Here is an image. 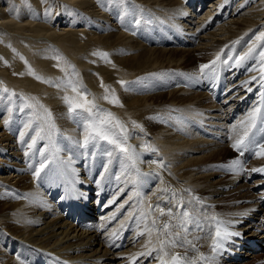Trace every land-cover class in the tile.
Returning <instances> with one entry per match:
<instances>
[{
  "label": "bare ground",
  "instance_id": "obj_1",
  "mask_svg": "<svg viewBox=\"0 0 264 264\" xmlns=\"http://www.w3.org/2000/svg\"><path fill=\"white\" fill-rule=\"evenodd\" d=\"M46 1L0 8V89L17 93L10 102L0 91V264H35L36 249L56 264H162L155 251L142 255L168 239L152 221L177 225L191 199V244L166 247L164 261L179 253L194 264H264V171H254L264 168V140L244 148L247 163L232 151L264 98V0ZM81 85L100 118L113 113L126 127L133 161L105 141L84 145L88 133L64 101L78 97L75 86L83 103ZM24 97L37 108L19 111ZM45 108L75 129L42 123ZM11 159L17 168L5 166ZM218 222L240 234L226 240L235 259L211 248Z\"/></svg>",
  "mask_w": 264,
  "mask_h": 264
},
{
  "label": "snow or ice",
  "instance_id": "obj_2",
  "mask_svg": "<svg viewBox=\"0 0 264 264\" xmlns=\"http://www.w3.org/2000/svg\"><path fill=\"white\" fill-rule=\"evenodd\" d=\"M262 37H264V33L261 34ZM251 52V49L249 50ZM96 53H94L95 55ZM104 56H107V53H103ZM261 56L264 57V52L261 53ZM59 59V57H57ZM219 59V56L217 57ZM245 59V57H239L237 59V64H239L240 61ZM215 61L212 62L214 64ZM74 68V66H72ZM210 65H201V69L209 68ZM34 74V72H33ZM38 79H42V77H37ZM255 79V77H253ZM71 84V81H69ZM121 85L125 84V81H120ZM103 86V83H102ZM81 87L84 89V95L81 97L83 99V103L78 102V97L80 96L78 89L73 86L72 91L76 92L78 94V97H69L65 96L64 101L68 105V112L71 116L77 119V123L81 124V126L84 128V130L88 133L84 138V145L93 144L95 146L96 143L100 141H105L110 145H113V151H119L121 154L125 155L130 161H133L135 159L136 153L135 149L132 146H125L127 142V135L126 133V127L123 125L121 121L118 120L114 116L113 113L108 112L107 118H100L99 113L101 109L98 105L95 103V99L88 100L87 95L89 94L86 86L81 85ZM5 94H8L5 96V99H9L11 102L12 97H16L17 93L14 91H10L8 88L4 87L3 89H0ZM251 91V89H249ZM104 99H110L109 96H105ZM24 107L18 108L19 111H23L24 108L33 109L35 110L38 106V102L33 103L29 102L28 97H24ZM113 103H118V97L112 98ZM261 105H264V98L261 99ZM40 107H43L42 105ZM95 109V111H94ZM45 115L44 119L46 122L49 123L50 128H55L54 120L52 117V113L48 109H44ZM259 117H264V112H262L261 107H256L252 112L248 114V117L246 118V121L242 122L241 127L245 129L243 135L233 143L232 147L236 149L238 152L242 151L245 147L248 146L249 141L251 140V137L249 133L252 132L253 129L257 128V120ZM8 121H5V124H7ZM28 125H26L27 127ZM264 127V125H262ZM43 131V129H41ZM37 138L39 137V134H37V137H34L32 139V145H35L37 142ZM262 140H264V137H262ZM30 145V147L32 146ZM260 149V155H264V143H259L257 145ZM111 155V153H109ZM233 164H238L239 161H233ZM44 167V165H41V169ZM254 171H264V168L261 169H254ZM37 176L40 174V170H37L35 173ZM190 191V190H186ZM180 206V205H178ZM158 207V206H157ZM161 216L168 215L172 216L171 209L167 213H165L163 210H160ZM191 216L188 211H184L181 214L180 222L177 225H172L171 222H165L162 225H158L156 220L152 221L153 228H157L161 235H167L168 239L166 240H159V248H153L148 249L145 253H142V255H151L153 251H155L158 255V258L161 259L162 264H194L193 261L189 260L186 256L182 257L179 253L174 254L171 256L170 261H164L162 257L159 256L160 253H163V256L169 255L167 251H165V248H175L178 245L185 246L188 244H191V241L187 240V234H188V228L187 225L189 223H192ZM172 227H180L184 230V235L181 236L179 232L173 234L171 232ZM151 235V233H149ZM232 235H240L239 233H231L228 232L226 229L221 230L219 227V222L216 230V237L217 239L213 241V251H217L219 248L222 247L223 241L226 240L228 237ZM193 248H195V245H192ZM203 259V257H201Z\"/></svg>",
  "mask_w": 264,
  "mask_h": 264
},
{
  "label": "rangeland",
  "instance_id": "obj_3",
  "mask_svg": "<svg viewBox=\"0 0 264 264\" xmlns=\"http://www.w3.org/2000/svg\"><path fill=\"white\" fill-rule=\"evenodd\" d=\"M21 1V0H20ZM44 2H45V4H46V0H43ZM210 3V2H209ZM44 4V5H45ZM18 5H20V4H18V2H17V0H0V8H2V7H7V9H8V11H14V10H16L17 9V7H18ZM9 6V7H8ZM17 6V7H16ZM46 7V9H48L49 7H50V4H48V5H45ZM15 8V9H14ZM207 8V6L205 7V9ZM204 9V10H205ZM203 10V11H204ZM107 13V12H106ZM107 14H109V13H107ZM109 17H110V21H109V23H105V24H107V26H106V29H108V32L109 31H111V30H115V27L114 28H112V26H111V24L113 23V22H115V20L113 19V17L112 16H110L109 15ZM54 25V24H53ZM80 25H82V24H80ZM89 30H94V29H89ZM206 63V62H205ZM189 72V75H190V77H193V75L192 74H190V71H188ZM198 72H199V69H198ZM176 78L178 79V82H179V75H177L176 76ZM183 80H185V79H183ZM181 85H183L184 87H186L188 84L184 81H182L181 82ZM52 113V112H51ZM40 115L43 117V122L42 123H45L46 121H45V119H44V115H45V112L44 111H41V113H40ZM3 116L4 115H0V118H3ZM64 116H65V114H64V112H62V113H60V114H58V116L56 115V114H54V113H52V117H53V120H54V123L56 124V126H58V127H60V128H65V129H67V130H70V131H73L74 129H75V125L74 126H72L73 125V123L70 121V119H66V118H64ZM62 118H64L67 122H63L62 121ZM71 125V127H68V126H66V125ZM6 129H7V127L6 126H4ZM7 131L10 133V130L9 129H7ZM13 137H14V140L16 139V136L15 135H13ZM224 141H226V140H224ZM1 150V149H0ZM232 151L234 152V153H237L236 151H235V149L233 150L232 149ZM237 155H238V157L240 158L241 156L237 153ZM11 157H13V155H10ZM10 157V158H11ZM234 156H232V157H229V158H231V159H234L233 158ZM244 161V160H243ZM224 162H226L225 160L224 161H221V163H220V165H219V167H220V169H222V167L221 166H223V164H229L228 163V161H227V163H224ZM6 165H11V166H13L14 168H17L14 164H13V160L11 159V160H9L8 162H7V164H5V166ZM11 172H15V170H12V171H6L5 173V175H7V174H9V173H11ZM227 174H229V175H234V174H231L230 172H227ZM250 184H252L251 182H250ZM190 214V216H192L193 215V213H189ZM96 219V218H95ZM178 221H180V219L178 220ZM191 225H193V224H191ZM191 229H193V228H191ZM191 229H188V230H191ZM260 249H262L261 247H260ZM260 249H256V250H254V251H259Z\"/></svg>",
  "mask_w": 264,
  "mask_h": 264
}]
</instances>
